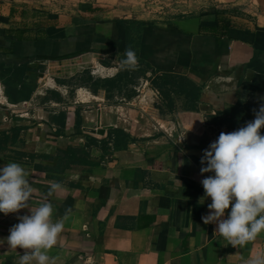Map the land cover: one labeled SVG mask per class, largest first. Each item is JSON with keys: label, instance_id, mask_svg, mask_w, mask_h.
<instances>
[{"label": "crops", "instance_id": "crops-1", "mask_svg": "<svg viewBox=\"0 0 264 264\" xmlns=\"http://www.w3.org/2000/svg\"><path fill=\"white\" fill-rule=\"evenodd\" d=\"M262 96L264 0H0V166L35 189L0 213V264L44 199L64 224L50 264H246L264 232L234 247L203 222L200 158L208 126H244Z\"/></svg>", "mask_w": 264, "mask_h": 264}, {"label": "clouds", "instance_id": "clouds-1", "mask_svg": "<svg viewBox=\"0 0 264 264\" xmlns=\"http://www.w3.org/2000/svg\"><path fill=\"white\" fill-rule=\"evenodd\" d=\"M121 63L129 70L136 69L135 51L127 49ZM260 99L264 101V96ZM254 112V119L244 126L221 132L202 150L200 158V173H212L200 181L204 192L198 197V204H204L206 198L211 200L207 204L210 211L201 219L205 224L215 222V232L234 247L264 232V133L260 131L264 127V102ZM28 177V169L18 162L0 166V213L29 208L35 189ZM64 191L60 181H49V194ZM53 214L52 202L44 199L9 228L7 244L26 250L20 255L19 264H50L48 250L64 227L62 220L53 219ZM4 242L0 239V245ZM246 264H264V248L251 255Z\"/></svg>", "mask_w": 264, "mask_h": 264}, {"label": "built area", "instance_id": "built-area-1", "mask_svg": "<svg viewBox=\"0 0 264 264\" xmlns=\"http://www.w3.org/2000/svg\"><path fill=\"white\" fill-rule=\"evenodd\" d=\"M2 107V104L0 103V108ZM208 132L211 133L213 136L215 137H218V135L221 133V132H231V131H228V130H225V129H220V128H216L215 126H208Z\"/></svg>", "mask_w": 264, "mask_h": 264}, {"label": "trees", "instance_id": "trees-1", "mask_svg": "<svg viewBox=\"0 0 264 264\" xmlns=\"http://www.w3.org/2000/svg\"><path fill=\"white\" fill-rule=\"evenodd\" d=\"M31 90H32V88L29 89L28 93H24V94H22V97H24V98L29 97ZM195 90H196V88H192V89L189 91V93L186 92L185 95H186V96L188 95V96L193 97V94H195ZM8 98H9V101L11 102V101H12V96H11L10 94H8Z\"/></svg>", "mask_w": 264, "mask_h": 264}, {"label": "water", "instance_id": "water-1", "mask_svg": "<svg viewBox=\"0 0 264 264\" xmlns=\"http://www.w3.org/2000/svg\"><path fill=\"white\" fill-rule=\"evenodd\" d=\"M99 133H102V130H99Z\"/></svg>", "mask_w": 264, "mask_h": 264}, {"label": "rangeland", "instance_id": "rangeland-1", "mask_svg": "<svg viewBox=\"0 0 264 264\" xmlns=\"http://www.w3.org/2000/svg\"><path fill=\"white\" fill-rule=\"evenodd\" d=\"M141 72L143 73V71L141 70Z\"/></svg>", "mask_w": 264, "mask_h": 264}]
</instances>
